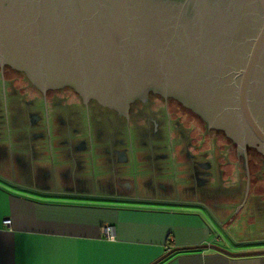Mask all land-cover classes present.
I'll return each mask as SVG.
<instances>
[{
    "label": "crops",
    "instance_id": "1",
    "mask_svg": "<svg viewBox=\"0 0 264 264\" xmlns=\"http://www.w3.org/2000/svg\"><path fill=\"white\" fill-rule=\"evenodd\" d=\"M26 79L0 75V264H149L201 244L264 249V171L223 226L244 191L229 143L188 138L187 117L173 116L176 125L157 108L129 118L74 91L44 101ZM160 264H264V254L207 247Z\"/></svg>",
    "mask_w": 264,
    "mask_h": 264
},
{
    "label": "water",
    "instance_id": "2",
    "mask_svg": "<svg viewBox=\"0 0 264 264\" xmlns=\"http://www.w3.org/2000/svg\"><path fill=\"white\" fill-rule=\"evenodd\" d=\"M0 65L126 117L149 91L264 152V0H0ZM207 131V130H206ZM247 182L233 215L245 200ZM173 247L149 264L181 250Z\"/></svg>",
    "mask_w": 264,
    "mask_h": 264
},
{
    "label": "flooded vegetation",
    "instance_id": "3",
    "mask_svg": "<svg viewBox=\"0 0 264 264\" xmlns=\"http://www.w3.org/2000/svg\"><path fill=\"white\" fill-rule=\"evenodd\" d=\"M0 75L3 77V79L9 75H13L14 77L21 76V78L26 79L23 73L9 67L8 65H0ZM27 84H29L28 86L29 88L34 89L38 93H41L44 101L45 99L48 98V96L52 92H59V91L73 92V90L69 87H61V88L47 89L45 91H41L30 82ZM90 103H92L91 100L87 101L86 103L87 106H89ZM128 108L129 109L127 116L129 118L132 116V114L139 112V110L143 108H150V109L157 108L158 110H163L167 119H172L173 116L180 118L184 116L187 117L188 121L186 122L183 121L182 124H180V126L182 128L181 130L184 133H187L188 138H191L190 132H192L194 136H196V138L201 137L204 139L205 137H208L210 139H216L217 137H220L221 140H224L230 144L228 151L235 158L234 161L235 162L238 160L241 161L242 168L246 173V182H247L246 189H248L247 192L249 191V189H251V187L257 188V186L258 187L262 186L261 184L262 180H260L259 183H257L256 180H253V174L255 172L264 171V152H262V150L257 145L250 146L246 144L245 155H243L238 142L234 140L232 137L227 136L222 129L209 127L208 123L200 115L192 111L189 107L184 106L181 102H179L178 100L172 97L169 96L164 97L156 92L149 91L146 97L144 98V100H140V99L134 100L130 103ZM173 121H175L176 125H179L178 121L176 120Z\"/></svg>",
    "mask_w": 264,
    "mask_h": 264
},
{
    "label": "built area",
    "instance_id": "4",
    "mask_svg": "<svg viewBox=\"0 0 264 264\" xmlns=\"http://www.w3.org/2000/svg\"><path fill=\"white\" fill-rule=\"evenodd\" d=\"M4 224L8 225L9 224V220L6 219L4 220ZM101 233L103 236H105L108 239H112L113 238V232H112V228L109 225H103L101 228Z\"/></svg>",
    "mask_w": 264,
    "mask_h": 264
},
{
    "label": "trees",
    "instance_id": "5",
    "mask_svg": "<svg viewBox=\"0 0 264 264\" xmlns=\"http://www.w3.org/2000/svg\"><path fill=\"white\" fill-rule=\"evenodd\" d=\"M176 252H174V253H172V254H170L169 256H167L166 258H164L163 260H161L159 263H157V264H160V263H162L163 261H165L167 258H169L171 255H173V254H175Z\"/></svg>",
    "mask_w": 264,
    "mask_h": 264
},
{
    "label": "rangeland",
    "instance_id": "6",
    "mask_svg": "<svg viewBox=\"0 0 264 264\" xmlns=\"http://www.w3.org/2000/svg\"><path fill=\"white\" fill-rule=\"evenodd\" d=\"M205 135H208V134H205ZM238 163L241 165V161H238ZM240 165H239V168H240Z\"/></svg>",
    "mask_w": 264,
    "mask_h": 264
}]
</instances>
